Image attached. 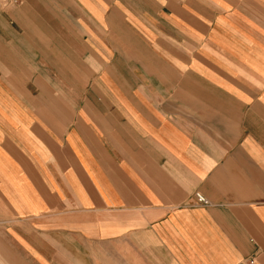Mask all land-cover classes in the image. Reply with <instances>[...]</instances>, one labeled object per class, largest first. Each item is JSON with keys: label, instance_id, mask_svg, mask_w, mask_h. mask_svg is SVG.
Segmentation results:
<instances>
[{"label": "crops", "instance_id": "crops-1", "mask_svg": "<svg viewBox=\"0 0 264 264\" xmlns=\"http://www.w3.org/2000/svg\"><path fill=\"white\" fill-rule=\"evenodd\" d=\"M0 264H264V0H0Z\"/></svg>", "mask_w": 264, "mask_h": 264}, {"label": "built area", "instance_id": "built-area-1", "mask_svg": "<svg viewBox=\"0 0 264 264\" xmlns=\"http://www.w3.org/2000/svg\"><path fill=\"white\" fill-rule=\"evenodd\" d=\"M14 1H17V0H14ZM194 198H195V201L198 202V203H205L206 200L204 199V197H202L200 194L196 193L194 195Z\"/></svg>", "mask_w": 264, "mask_h": 264}]
</instances>
